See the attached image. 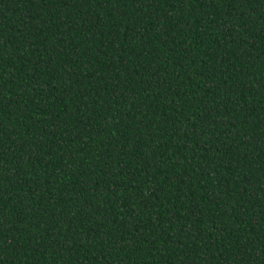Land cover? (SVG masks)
I'll return each instance as SVG.
<instances>
[{"label":"trees","instance_id":"16d2710c","mask_svg":"<svg viewBox=\"0 0 264 264\" xmlns=\"http://www.w3.org/2000/svg\"><path fill=\"white\" fill-rule=\"evenodd\" d=\"M0 264H264V0H0Z\"/></svg>","mask_w":264,"mask_h":264}]
</instances>
